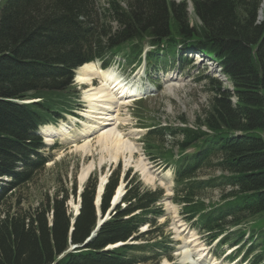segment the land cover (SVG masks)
<instances>
[{
  "label": "trees",
  "instance_id": "16d2710c",
  "mask_svg": "<svg viewBox=\"0 0 264 264\" xmlns=\"http://www.w3.org/2000/svg\"><path fill=\"white\" fill-rule=\"evenodd\" d=\"M192 3L189 14L184 0H106L100 8L94 0H0V264H141L170 258L173 240L158 236L107 248L142 238L150 230L137 235L140 227L154 226L163 214L157 205L162 189L144 187L135 174L129 179V172L120 203L83 246L96 225L97 178L81 191L76 216L68 211L67 192H56L31 212L1 211L5 195L31 181L49 160L38 127L79 108L77 92L70 98L73 70L95 60L107 67L114 56L130 65L139 61L145 42L151 46L149 66H165L177 56L183 61L182 50L199 51L229 81L227 86L217 80L192 125L185 120L177 126L145 125V151L174 163L172 199L209 242L224 233L221 241L233 240L228 227L257 216L256 233H250L257 245L245 259L254 255L252 264H264V0ZM161 135L173 138L176 153L162 148ZM209 167L219 176L194 178ZM118 182L119 173H111L101 196L102 215ZM221 185L228 187L221 201L200 199L204 190ZM71 193L76 195L75 187ZM243 234H234L236 245ZM72 244L77 247L69 251Z\"/></svg>",
  "mask_w": 264,
  "mask_h": 264
},
{
  "label": "rangeland",
  "instance_id": "374dc122",
  "mask_svg": "<svg viewBox=\"0 0 264 264\" xmlns=\"http://www.w3.org/2000/svg\"><path fill=\"white\" fill-rule=\"evenodd\" d=\"M173 1L178 3L182 0ZM184 1H187L188 12L191 14L192 0ZM94 2L100 8L106 3V0H94ZM192 19L194 18L192 17ZM149 49L150 46L145 42L141 51L142 55ZM151 55L155 54L151 53ZM180 55L184 57L183 61L178 60L179 56L174 60L167 58L169 62L165 67H148L143 58L132 65H128L127 61L120 57L114 58V61L108 66V70L123 79L127 89L145 90V93L131 96L123 104L117 105L120 102H116L108 114L112 118L109 120V124L105 125L102 130L95 128L88 133L85 130L86 126L90 124L94 126L96 122H99L96 119L99 115L90 108L89 102H86L88 85L87 88L81 86L80 84L83 83L77 82V73L74 72L72 79L74 88L71 90L73 93L70 98L75 100L76 97L73 95L76 91L79 97L75 101L82 105L81 113L91 111L94 117L89 121L78 111V114H81L79 117L68 114L49 125L54 128L55 132L50 138L51 140L40 133L45 143L43 153L49 157V161L35 173L31 181L5 195L1 211L8 209L31 212L41 202L45 204L48 199L51 200L56 192L60 194L67 192L68 211L72 215L76 214L81 188L78 175L83 167L92 163L94 167L89 174L90 178L83 182L82 188L95 178L99 182L102 177L108 178L114 172L119 173V184H121L125 174L129 172V179L135 174L144 187L151 190L162 189L163 191V197L157 202V205L163 210V214L155 220L154 226L145 224L140 227L137 235L147 230H150L149 233L137 240L132 238L128 243L153 242L158 237L161 241L160 237H162L164 242L169 239L173 240L174 248L170 252V258L164 256L159 260L149 259L141 264H252L254 255H248L247 261H244L243 257L250 246L257 245V239L252 241V237L248 233L249 231L251 234L256 233L253 231L252 220L257 216L247 218L239 226L228 227V236L233 237V240L217 243L216 239L209 242V235L199 229L195 221H186L185 215L181 214V205L172 199L177 175L174 163L158 157L154 158L153 154L145 151L144 135L148 131V128L144 127L145 125L177 126L183 124L182 120L192 125L195 117L213 97L212 86L216 84L217 80L227 84L226 77L219 72L220 67L214 61L203 57L197 51L187 50ZM97 67H100V62L97 63ZM95 79L97 80L94 85L99 87L102 84L101 79L98 77ZM95 104L101 105L100 103ZM61 128L66 130L65 132H68L69 135H60ZM107 130L132 143L135 152L130 155L128 151H121L116 159H112L108 150L96 142L100 135ZM87 140L91 142V151L83 153L77 147ZM159 143L162 144L164 150L174 148L173 153H176V147L172 146L173 138L171 136L161 135ZM191 150L187 149L186 152H191ZM176 158L177 154H175L174 160ZM219 173L220 171L215 167H209L197 171L194 178H216ZM146 175L153 177L155 183H148L145 180ZM122 185L125 186L126 181L123 180ZM73 187L76 189L75 196L71 193ZM227 191L228 187L224 185L219 188H207L202 192L200 199L205 203L215 204L222 200L221 196ZM158 227H161V235L157 233ZM238 230L244 231V234L241 237L242 242L235 245L234 236L236 235L234 234ZM222 235L225 236L226 233ZM223 236L220 235L218 239ZM70 250L72 248L69 246ZM238 250H240V255L235 260L228 259L229 253L232 252L234 256ZM184 258H188L189 263H183Z\"/></svg>",
  "mask_w": 264,
  "mask_h": 264
},
{
  "label": "bare ground",
  "instance_id": "6f19581e",
  "mask_svg": "<svg viewBox=\"0 0 264 264\" xmlns=\"http://www.w3.org/2000/svg\"><path fill=\"white\" fill-rule=\"evenodd\" d=\"M108 69L109 68L104 69L101 67H97V63L94 61L85 63L75 70V72L77 73V82L88 85V93L85 96L86 102H89L91 106L90 108L94 112H96L97 115H99L98 117H96L99 122H96L94 126L93 124H90L89 126L86 124L87 126L85 130L87 131V133L95 128H98V130H102L105 125L109 124V120L112 119L110 116H108V114L110 113V110L114 108V105H116L115 103L120 102L117 105L125 103L129 97L127 98L123 96H130L133 94V92H135V90H133L132 92L129 91V88L127 89L125 86L126 82L124 83L123 79H121L118 75H113ZM96 77L100 78L102 82L99 87H95L94 85L93 80ZM95 103H100L101 105ZM96 106H98L99 108ZM91 113V111H86V113H84V116L89 119V121L91 118L94 117ZM65 131L61 128L60 135H69V133H66ZM40 132L45 137H47L48 140H51L50 138L53 137V134H55L54 128L50 127L49 125L42 126L40 128ZM96 142L98 144H101L102 148L108 150L112 159H116L117 155L121 153V151H128L130 155L135 152V148L132 143L127 140H123L122 138H119L113 132L108 130L103 132ZM77 148L82 150L83 153H89L91 151V142L87 140L83 144L79 145ZM93 167L94 166L91 163L81 169L78 175V182L80 184V187H82L83 182L89 176V174L93 170ZM141 169L143 168L141 167ZM104 179L105 177H102L101 182L104 181ZM145 180L148 183H155L154 178L151 176L146 175ZM100 188H102V186H100ZM122 189L123 185L121 183L118 187V193L122 192ZM112 246L113 244H111L109 247L111 248ZM189 261L190 260L188 258L183 259V263H189Z\"/></svg>",
  "mask_w": 264,
  "mask_h": 264
},
{
  "label": "water",
  "instance_id": "95a60500",
  "mask_svg": "<svg viewBox=\"0 0 264 264\" xmlns=\"http://www.w3.org/2000/svg\"><path fill=\"white\" fill-rule=\"evenodd\" d=\"M102 183V182H101ZM101 183L98 185L97 189H96V195H95V205H98L100 203V199H101V193H102V188H100L101 186ZM123 192H119L118 193V190H116V193L114 195V197L112 198V201H111V205H110V208L109 210L107 211V214L103 217L101 212L99 210H97V222H96V226L94 228V230L91 232L90 236L86 239V241L82 244V245H79V246H83L87 241L90 240L91 237H93L95 234H96V231L98 230V228L100 227V225L102 224V222L109 218L110 216V211L113 209V207L115 206V203H116V200H117V197L119 195H122ZM124 243H121L119 242L118 245H123ZM117 245V246H118ZM77 247V245H71L70 248H75ZM115 247V246H114Z\"/></svg>",
  "mask_w": 264,
  "mask_h": 264
}]
</instances>
